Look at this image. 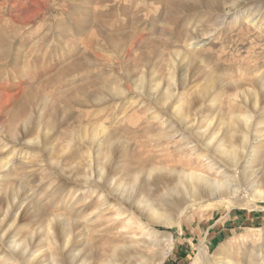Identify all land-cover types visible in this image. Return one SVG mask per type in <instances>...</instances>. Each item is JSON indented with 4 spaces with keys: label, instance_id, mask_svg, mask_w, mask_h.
<instances>
[{
    "label": "rangeland",
    "instance_id": "374dc122",
    "mask_svg": "<svg viewBox=\"0 0 264 264\" xmlns=\"http://www.w3.org/2000/svg\"><path fill=\"white\" fill-rule=\"evenodd\" d=\"M263 12L264 0H0V264L17 240L29 251L19 264L52 252L75 264L67 239L88 264H204L201 246L206 264H264V148L236 173L235 197L180 217L167 195L173 169L199 167L209 123L245 129L248 114L264 142ZM145 196L173 225H152V249L115 251L113 205L136 204L149 224Z\"/></svg>",
    "mask_w": 264,
    "mask_h": 264
},
{
    "label": "bare ground",
    "instance_id": "6f19581e",
    "mask_svg": "<svg viewBox=\"0 0 264 264\" xmlns=\"http://www.w3.org/2000/svg\"><path fill=\"white\" fill-rule=\"evenodd\" d=\"M259 11H261V9H259ZM258 14L254 10L249 12L247 11L246 16L243 19L248 24H253V26H256L259 22ZM224 18H226V16ZM118 92H120L123 96L125 95V91L121 90V88L118 89ZM169 95H171V91H167L165 100L169 99ZM187 116L188 114H183V117L186 118ZM252 119L253 118L248 114L242 117V122L245 126V129H241L236 125V127H227L224 130L223 128L219 127L215 128L213 122L209 123L208 126L205 127L204 131L199 134V138L201 139L199 142L201 144L200 148H194V151L198 150L197 153L201 151L196 158L199 167L195 168L190 166L189 168L183 170H172L174 179L177 182L173 188H168L169 192H167V195L174 198L173 202L175 203L174 205L179 208L178 213H180V217L185 215L189 210L196 209L198 207H206L210 204L212 205L216 199L221 200L224 198L226 200V198L230 196L235 197L236 191L234 190V179L236 173H238V171L241 169V173L248 172L250 170V165L255 164L261 157L259 149L264 148V142L262 141L263 135L259 137L260 140L258 142H256L255 139H252L251 137L253 135L250 128L248 127V124L252 121ZM240 132L241 136H239ZM220 133H222L221 136H219ZM228 134L231 138L230 142L225 141L226 138L229 137ZM237 138H240V142ZM217 140L218 143L220 142L219 145H217ZM207 141L209 143H207ZM215 144L217 145V149L214 147ZM181 152L182 151H178L177 154H180ZM247 163H249V165ZM202 168H204V170ZM7 169L9 168L6 164H0V170L4 171ZM154 171L155 168L151 169L149 176H151ZM121 187L123 188L124 185H121ZM133 188L134 186L132 189ZM142 192L143 190L140 189L138 197L141 196ZM94 195L98 194L95 193ZM93 197L94 196H92V194L89 196H84L80 205V209L82 210L88 206L93 201ZM123 200L124 199H118V202L113 205L112 208L114 209L115 214L112 217L113 219L111 220V224H109L104 230L107 234H110L107 238L108 241L112 244H116L115 251L121 248L125 249L132 247L134 246V242H137L138 245H146L147 248H153V246L161 243L158 234L152 229V225L157 224L160 220H162L165 225L171 226L173 225L172 221L164 219V215L155 208L152 200L147 199L145 196L144 198L141 197V200L137 199V205L138 203L140 206L143 205L150 218L149 224H145L144 221L137 216L138 211L139 215H141L140 210L142 209L137 208V211H135L133 208L136 207V204H132L131 206L127 207ZM3 201L4 200H2V202ZM2 202L0 200V204ZM100 202L101 203L94 208L92 215L96 214L97 211L99 212L106 201L100 198ZM234 202L237 206L244 205L240 200H237V198ZM124 220H126V222L122 223L121 227L120 222ZM66 222H70V226L73 224V221ZM87 228L88 227L85 226V231ZM138 232L140 233L138 234ZM51 235L52 227L49 226L46 233V241L49 243V246L53 244ZM171 241L172 235H169L167 242L171 244ZM75 249V247H69V239H67L64 244V250H67L70 254H72L75 264H88V260L86 258H81L82 253H74ZM28 252V245L20 240H17L12 242L9 252L2 253L1 258L4 260V262H9V264H19L16 259L17 256L20 254L25 256L28 254ZM114 255H112V257H114ZM198 255L204 264H206L209 260V257L206 255V249L203 248V246L200 247ZM162 256H164V254H162ZM50 257L51 264H60L53 252L50 254Z\"/></svg>",
    "mask_w": 264,
    "mask_h": 264
}]
</instances>
